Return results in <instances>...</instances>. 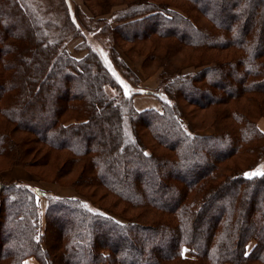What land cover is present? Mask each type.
Here are the masks:
<instances>
[{"label":"trees","instance_id":"obj_1","mask_svg":"<svg viewBox=\"0 0 264 264\" xmlns=\"http://www.w3.org/2000/svg\"><path fill=\"white\" fill-rule=\"evenodd\" d=\"M6 1L7 3H4L0 0L2 6L0 8V29L5 24L12 27L10 26V32L7 25L6 32L1 38L2 40L0 39L1 45L5 48L2 53L3 62H1V66L3 67V73H0V80L2 79L1 82L6 83L1 92V96L5 95L6 102L0 99L2 117L14 124V128L21 127L25 130L26 123L32 124L33 122V125H38V123H35L37 119L39 121L45 119L43 122L44 125H48V128L46 130L42 128L44 136L40 134L37 139L51 150L67 151L70 158H72L71 166L78 164L82 166L83 172L80 174L81 180L79 182H83L82 184H97L108 194L114 195L121 203L141 206V209L152 212V215L149 218L150 227H142L135 221L122 224L106 216L101 218L88 213L77 200L52 198L45 192L30 190L27 186L20 185L18 182L5 183L0 180V207H2L4 214L1 223V252L6 248L0 255V264H2L1 262H4L3 264H23V260L28 257L35 258L39 264H168L175 259L180 260V262L196 264H264V175L245 177L243 174L231 170L228 176L219 181L218 171L213 175L214 172L211 171L214 166L208 167V163L204 162L189 165L190 167L187 170H179L191 152L195 154L201 150V140L185 136L179 123L176 122L177 120L165 111L166 108L162 113L151 110L133 113L132 118L142 117L146 120L151 119V121L153 119L155 123L162 125L156 132H153L150 127L148 129L150 133H153L154 137H152L155 141L161 142V146L168 151L174 152L177 145L163 143L161 140L164 136L177 137V144H188V147L184 145L178 163L171 162L163 157L144 155L143 146L135 137L130 142L125 143L126 137H122L120 130V107L109 99L103 90V87L107 84L105 81L109 77L112 78L108 69L102 64L100 65L93 55L87 56L86 59L80 62H75L70 58H62L58 55V47L55 44L38 40L30 27L26 30L22 29V34L25 35L22 39L15 31L18 29L17 25L20 24L21 19H23L19 9L22 11L24 9L20 5V0ZM184 1L191 3L189 0ZM212 1V4L220 9L219 16L225 13V16L233 17L235 16L234 12L237 11L240 22L238 28L244 30L249 22H253V27L257 29L258 34L255 36L254 32V36L250 39L248 34L253 33V30L238 32L241 40L236 43V46L241 47L242 54L237 61L234 62L233 58L229 64L223 67H206L197 72L195 78H190L192 80L186 78L183 81L181 80L182 82L177 79V82L173 81L175 80L173 78L178 76V74L173 75L175 73L174 68L171 70L173 77L170 81L176 84L175 89L180 82L187 84L185 85L187 93L183 96L189 100L195 97V90L202 92V89L209 90V87H213L214 81L218 77L224 76V80L230 82V76L225 73L227 69L233 68L238 74V69L243 67L245 79L252 78V81L244 82L242 80L243 75H241L242 79L236 85L233 84V89H238L237 94H232L233 97L228 96L231 94L225 95L230 97L229 100L240 98L245 92L243 88L257 95L260 94V98L252 96L248 100L255 105L258 111L262 104L264 105V88L261 87L264 81V60L258 61L264 59V50L255 51L258 50L257 47L260 44L264 43V0ZM9 6L11 7L10 10ZM193 6H195L194 10L203 14L214 24L213 30L203 27L205 30L200 32L191 17L183 12L182 15H179L173 11V8L159 4L154 5V2L147 4L144 0H134L130 11L140 14V16L150 15L145 16L140 22H134L132 25L134 27L149 23L151 25L147 32L137 34L140 37L137 39L142 40L146 35L150 37L149 35L155 34L160 38L173 36L184 42V46L188 48H192L194 45L200 46L197 47L199 49L203 46L208 49L229 46L232 43L231 40L217 42L220 35H223L217 32L223 31L216 24L217 16H208L199 9V5L193 4ZM144 8L147 10L145 11ZM11 11H13L12 14ZM16 16L18 20L15 18ZM235 24L236 22L227 24L224 31L230 32V35L233 34V31L237 30ZM164 25L168 26L165 27ZM123 27L124 25L121 26V28ZM189 32L195 37H198L196 35L198 32L202 33V40L198 42V39L195 38L190 41L186 36ZM177 33L180 35H175ZM247 41L253 42L254 46L247 44ZM167 51L169 52L168 57L160 62L171 66V56L175 54V48L169 45ZM63 76H70L69 78L72 80L71 84L68 83L62 90L66 93L68 100L66 104L63 103L60 107L59 110L62 111L57 113L55 120H52L51 114L55 107L54 100L58 95L61 84H64V81H62ZM115 85L119 88L116 82ZM218 85L221 86V83ZM24 88L26 92V89H28V94L22 91ZM219 95H211L215 101L210 98H206L205 101L195 98L197 101L194 104L196 102H199L200 105L209 103L214 105L225 104L228 100L225 101L224 94ZM36 106L40 108L45 106L46 110L43 115L47 118L32 116ZM230 107L227 108L230 109ZM232 107H236L235 104ZM170 108L172 109V107ZM68 111L84 122L63 127L59 123V118L64 112L67 113ZM174 112L178 114L176 110ZM229 112V114L235 116L239 124L244 125L243 132L240 129V134L243 137L248 138L252 134L257 137V134H261L257 129L254 134L253 119L250 114L241 112L239 108ZM48 118H51V120H46ZM113 125L116 131L114 128L110 129V126ZM14 131L15 129H7L1 123L0 157L6 158L7 156L13 158L14 162H18L17 158L21 155L20 142L13 137ZM103 134L107 147L94 141L96 139L95 135L98 136L100 141L103 139ZM45 135L52 140H47ZM66 139L73 142L72 147L63 143ZM227 139L223 138L217 140V142H226ZM223 150L228 151L230 149L225 148ZM254 150L262 153L264 143L259 149ZM250 151H253V149H249L246 154ZM140 166L147 170L149 176L155 175L158 177L159 173L164 171L168 178H170V174L168 175L170 171L166 173L165 169L171 167L177 171V177L187 175L191 178L187 182L188 188L183 189L177 197L173 198L171 196L159 204L153 203L147 197L140 200L139 194L145 192L147 187L150 189V193L159 194V196L165 195L166 190L164 191V188L168 187L166 185H156V182H152L155 187H149L147 181L150 177L146 182L138 179L135 180V184H131L132 182L129 181L133 179L127 171H135ZM203 167H206V171L204 175H201L199 170ZM89 170H92L97 177L91 176ZM101 173L108 174L115 187L109 183L110 181H102L100 178ZM96 178L99 180L97 181ZM172 183H175V181L172 180ZM191 183H194L193 186ZM176 186V184L173 185L175 191L178 190ZM129 188L133 191L130 192ZM192 190L199 194L200 205L187 201L186 194ZM230 192L233 193L232 196L228 195ZM257 193L260 194L258 196L259 202L255 205L257 209L246 215L249 205L248 198ZM40 197L49 200L45 212L46 224L44 231L41 230V221L37 210V199ZM213 198H221V201H225L221 203L223 205L227 204V206L225 205L227 211L224 213L222 211L218 212L214 216L216 222L208 234L204 247H200L199 225L202 221V215L204 218L209 209L212 208L211 200ZM59 214L62 216L58 217ZM245 223L250 224L251 232L243 228ZM64 226H66L65 230L63 229ZM102 229L104 232H102ZM99 230H101L100 233ZM95 232H98V236H95ZM131 237L137 238V242L129 240ZM251 241H254V245L247 252V245ZM163 243H169L168 246L166 245L168 251L165 254H161ZM58 244L59 247H57ZM9 246H11V249H9ZM81 249H84L83 257L79 258L78 253ZM126 249L134 252L135 256L130 254L129 251L126 253ZM102 251L110 252L107 256H102ZM184 251L189 252L190 258L185 255Z\"/></svg>","mask_w":264,"mask_h":264},{"label":"rangeland","instance_id":"obj_2","mask_svg":"<svg viewBox=\"0 0 264 264\" xmlns=\"http://www.w3.org/2000/svg\"><path fill=\"white\" fill-rule=\"evenodd\" d=\"M144 1L147 4L154 2V5L159 4L161 6L173 8V11L179 15L185 13L195 22L200 32L205 30L203 27L213 30L214 24L203 16V14L193 9L195 8L193 4L199 5V9L208 16H217L216 24L220 26L219 28L221 30H223L217 31L218 34H223L220 35V39L217 42L231 40L232 43L226 47L211 49L204 47V43L202 45L203 48L199 49L197 47L200 46L197 45L192 46V48L185 47L184 42L173 36L160 38L154 34L149 35L150 37L146 35L142 40L137 39L140 38L137 34H143L145 31L147 32V30L151 28V25L150 23L147 25L143 24L139 27H134L132 25L134 22L142 21L146 16H140V14L130 11L134 0H20V5L24 9L23 11L19 9L23 19H21L20 24L17 25L18 29L15 28L17 29L15 33L24 39L25 35L22 34V29L26 30L30 27L34 34H36L38 40L55 44L58 47L59 56H62V58L73 59L75 62H80L83 59H86L87 56L89 57L93 55L96 57L95 59L98 60L99 64H102L108 69L112 78L120 88L119 90L113 79L109 77V79L105 81L107 84L103 87V90L106 96L113 100L115 104L117 103L120 107V130L122 137H126L125 143L130 142L134 137L137 138L139 143L143 146L144 155L163 157L164 159L167 158L171 162L178 163L180 161L182 155L181 152L186 143L177 144V137L164 136L161 140L163 143L166 145H177L174 152L168 151L161 146V142L155 141L153 133H150L148 129L150 127L153 132H156L162 125L155 123L153 119L151 121V119L146 120L142 117L138 119L132 118L133 113H141L149 110L162 113L166 108L165 111L177 120L176 122L179 123L181 127L180 129L185 136L201 140V150L197 151L195 154L191 152L188 157L186 156L187 159L183 162L179 170H187V168L189 169L190 167L189 165L192 166L195 163H208V167L214 166V169L211 171L212 173L214 172L213 175L218 171L217 174L220 176V179L218 178L219 181L225 176H228L231 170H235L239 172V174H243L245 177L256 176L251 175L252 173H264V151L258 153L257 150H254L256 148L259 149L264 143V105L262 104L260 110L257 111L255 105L248 101L252 96L260 98V94L257 95L253 92L246 91L243 88V91L245 92H243L240 98H231L229 100L231 96L233 97V95L237 94L238 89H233V84L236 85L242 79L241 75H243L242 80L244 82L246 81V83H248L252 81V78L245 79L246 77L244 75L245 72H243V67L238 69V74L233 68L225 71V73L230 76V82H226L224 76H221L214 81V86L209 87V90L202 89V92L192 90L195 92V97L192 99L190 98L189 100L183 96L187 93V88L185 87L187 84L181 83L186 78L192 80L190 78H195L196 73L206 67H223L224 65L229 64L233 58L234 62L237 61L242 54L241 47L236 46V43L241 40L238 32L253 30V33L248 34V38L251 39V37L254 36V32L255 36L258 34V31L256 32L257 29H254L253 27L254 23L249 22L244 30H240V27L238 28L240 25L239 16H237L239 13H237V11L234 12L236 17H227L225 16V13L222 16H219L220 9L212 4V0H189L191 2L190 4L184 0ZM1 2L7 3L6 0H1ZM1 2L0 8H2ZM10 6L12 7V5ZM10 6L9 10L11 9ZM12 12L13 11L10 13L12 14ZM149 15L150 14L146 17ZM15 18L17 19V16ZM235 22L237 30H232L233 34L231 33L230 35V32L227 33L226 30L224 31L227 24H234ZM5 25L0 29V39L6 32L8 24ZM123 25L124 27L121 28ZM10 26L7 27L8 30L11 29L12 26ZM164 26L167 27L168 25ZM200 32H198V34L195 33L198 37H195V35L190 32L187 33L186 36H188L187 38L190 41L196 38L199 42L203 37V34ZM179 33L175 35H180ZM241 34L243 37L242 32ZM185 44L187 43L185 42ZM247 44L254 46L253 42L250 41H247ZM169 45L175 48V54L171 56V66L160 62L162 59L168 57L169 52L167 51V47ZM257 49L258 50L255 52L264 50V43L260 44ZM4 50V46L0 43V73H3L1 62H3L2 53ZM263 60L264 59H260L258 61L261 62ZM35 61H37V59H35ZM174 68L175 73L171 71ZM241 72L243 73L241 74ZM171 73H173V75L178 74V78H173L175 79L173 81L177 82L176 79L178 81L182 80L177 85L176 89L174 87L176 84H173V81H170L171 77H173ZM69 77L70 76L62 77L64 84H61L58 89V95L55 97V107L51 114L52 120H55L57 113L62 111L59 110L61 109L60 107H62L63 103L66 104V101L68 100L66 93L62 90L68 83L71 84L72 80ZM1 81L2 79L0 80V99L6 102L5 95L1 96V92L6 86V83ZM220 83L221 86L218 85ZM196 86L199 87V85ZM261 87L264 88V81ZM26 90L27 92L25 91V88L24 90L22 89L24 93L28 94V89ZM209 91L211 95L215 94L220 96L219 94H224L223 98H225V101H228L221 105L209 103L204 105L201 104V106L198 104L199 102L194 104L195 101H197L195 98H199L203 101H205L206 98L212 99ZM225 94L231 95H228L230 97H226ZM234 104L237 108L232 107ZM228 106H231L230 109L227 108ZM1 107L2 103L0 102V110ZM170 107H172L174 111L176 110L178 114H176ZM238 108L241 112L251 115L250 117L253 119L251 120L254 126V134L258 130L262 135L257 134L256 137V135L254 136L252 134L248 138H245L240 134V129H242L243 132L244 125L239 124L233 114H229L230 110H237ZM45 110V106L41 108L36 106L32 116L47 118L43 115ZM46 120H51V118ZM36 121L37 122L35 123H38V125L35 123V125H33V122L32 124L26 123V130L21 127L14 128V124L5 120L0 113V126L1 123H3L7 129H15L13 137L19 140V149L21 151L20 157L17 158V161L19 160L18 162H14L15 160L13 158H8L7 156L6 158L0 157V180L5 183L13 181L18 182L20 185L27 186L30 190L45 192L52 198L77 200L88 213L96 217L104 218L106 216L107 218L122 224H126L129 221H135L142 227H150L151 224L149 218L150 215H152V212L146 209H141V206L121 203L114 197V195L112 196L111 194H108L97 184H82L83 182H79L81 180L80 174L83 172L81 168L82 166L79 164L71 166L72 158H70L67 151L51 150L43 145L44 143L42 141L40 142L37 138L40 134L44 136L42 128L46 130L48 125H44L43 121H45V119H41V121L37 119ZM83 122L84 121H81L80 118H76L73 113H69V111L67 113L64 112L61 118H59V123L62 124L63 127L73 126ZM113 128L114 125L110 126L111 130ZM45 136L47 140H52L47 135ZM95 136L96 139H94V141L107 147L104 134L102 135L103 139L100 141L98 136ZM223 138L228 139L226 142H217V140H222ZM63 143L70 147L73 145V142L67 139L64 140ZM188 146L189 145L187 144L186 147ZM225 148L230 150L224 151L223 149ZM249 149H253V151L246 154ZM205 171L206 167L199 170L201 175H204ZM88 172H90L91 176L97 177L92 170H89ZM127 172L133 179L129 181L132 182L131 184H135V180L138 179L146 182L150 177L149 181H147L149 182V184L147 183L149 187H155V184H152V182H156V185L159 186H168L164 188V191L166 190L165 195L163 194L159 196V194L150 193L148 187L145 192L139 194L138 197L140 200L147 197L155 204H159L161 201H165L171 196L173 198L177 197L183 189L188 188L187 182L191 179L187 175L177 177V171L171 167L165 169V172H168V175L170 174L171 179L164 174V171L159 173L158 177L151 175L152 178L149 176V173H147V170H144L141 166L135 171L128 170ZM100 178L102 181H110L109 183L115 187L108 174L101 173ZM96 180L98 181L99 179L96 178ZM172 180L175 181V183H172ZM174 184H176V187L178 188L176 191L173 189ZM129 191L132 192L133 189L129 188ZM257 194L248 198L249 205L246 210V215L257 209V206L255 205L258 204V196H260V194ZM228 195L232 196L233 193L230 192ZM186 198L188 202H192V204L198 203V205H200L199 194L193 190L188 191ZM220 199L213 198L211 200L212 208L209 209L208 214H206L204 218L202 215V221L199 225V233L201 235V239H199L200 247H204L208 234L210 233L213 224L216 222L214 216H216L218 212L220 213L222 211L224 213L227 211L225 207L227 204L223 205L221 202L225 201H221ZM48 203L49 200L47 201V199L43 197L37 199V210L39 212V220L41 221V230L43 231L46 224L45 212ZM0 211L1 255L6 248L1 252V223L4 217L2 207H0ZM60 216L62 215L59 214L58 217ZM65 227L66 226L63 227L64 230ZM243 228H245L246 231H252L249 223H245ZM100 231L101 230H99V233ZM102 232H104L103 229ZM94 234L95 236H98V232H95ZM129 240L137 242V238L135 237H131ZM123 242L125 243V241ZM249 244L254 245V241L249 242L248 245ZM162 245L161 254H165L168 251L167 246L169 243H163ZM57 247H59V244ZM9 249H11V246H9ZM83 250L84 249H81V251H79V258L83 257ZM128 251L135 256L134 252L126 249V253H128ZM108 252L110 251H102L101 255L107 256ZM184 253L190 258L189 252L184 251ZM33 259L35 260V258ZM1 263L3 264L4 262ZM168 264L196 263L180 262V260L175 259Z\"/></svg>","mask_w":264,"mask_h":264},{"label":"crops","instance_id":"obj_3","mask_svg":"<svg viewBox=\"0 0 264 264\" xmlns=\"http://www.w3.org/2000/svg\"><path fill=\"white\" fill-rule=\"evenodd\" d=\"M252 247H253V245L249 244L247 246V252H249L252 249ZM23 264H38V263L33 258H27L24 260Z\"/></svg>","mask_w":264,"mask_h":264},{"label":"snow or ice","instance_id":"obj_4","mask_svg":"<svg viewBox=\"0 0 264 264\" xmlns=\"http://www.w3.org/2000/svg\"><path fill=\"white\" fill-rule=\"evenodd\" d=\"M251 175H264V173H252Z\"/></svg>","mask_w":264,"mask_h":264}]
</instances>
